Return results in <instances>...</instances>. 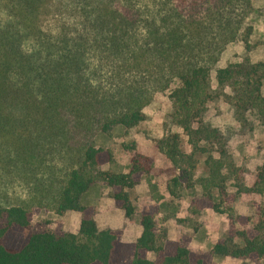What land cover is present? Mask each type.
Returning a JSON list of instances; mask_svg holds the SVG:
<instances>
[{"label": "trees", "instance_id": "16d2710c", "mask_svg": "<svg viewBox=\"0 0 264 264\" xmlns=\"http://www.w3.org/2000/svg\"><path fill=\"white\" fill-rule=\"evenodd\" d=\"M54 1L0 0V163L34 176L38 205L48 203L58 216L80 213V229L34 226L31 206H0V264H210L209 256L261 264L264 203L250 217L224 210L240 168L220 130L205 121L209 104L224 100L240 121L251 115L264 123V60L218 66L228 46L249 47L252 0H69L77 28L47 33L43 17ZM167 91L182 130L160 141L172 166L168 192L176 199L196 188L197 155H204L203 194L191 208L227 215L226 236L209 254L194 253L187 236L170 240L152 204L138 213L134 190L152 174L151 158L136 152L128 173L101 170L113 155L97 147L96 136L136 128L155 95ZM254 177L243 191L264 200V165ZM97 183L110 188L126 218L138 215L143 233L136 243H124L122 230L100 229L96 209L82 205Z\"/></svg>", "mask_w": 264, "mask_h": 264}, {"label": "rangeland", "instance_id": "374dc122", "mask_svg": "<svg viewBox=\"0 0 264 264\" xmlns=\"http://www.w3.org/2000/svg\"><path fill=\"white\" fill-rule=\"evenodd\" d=\"M152 3H156V0H152ZM76 16L77 12L69 0H56L49 4V7L48 5L46 6L43 17V29L47 33L49 28L62 27L68 28L70 32L74 31L77 28L76 20L78 17ZM245 24L247 28H252L249 47L241 42L228 46L224 51L221 62L218 65L219 67L242 62L246 59L252 63L264 60V0H252ZM144 114L145 120L136 128L126 130L122 126H117L110 135L98 134L95 142L97 147L108 150L113 155V161L103 166L126 161L131 163L132 156L137 152L151 158L153 162L152 174L145 176L144 179L151 176L158 185L167 184L168 186L171 177L168 170L172 166L160 148V141L166 139L171 133L182 134V130L173 122L174 107L170 91L157 93L151 104L144 109ZM205 121L220 130L227 149L232 154L236 165L240 168L239 177L244 175L243 182L238 180L239 177H235L228 183V197L223 206L224 210L234 208L235 212L240 215L246 217L255 216V206L258 204L262 205L264 200L256 194H247L243 189L253 186L255 183L254 176L257 174L258 168L264 165V123L251 115H248L247 121H240L237 118L235 109L224 100L209 104ZM183 139V149L190 153L191 147L188 144V138L183 136ZM134 144L136 145L135 151L131 149ZM214 156L219 159L218 154ZM205 158L206 156L204 155H197L199 163L195 177L196 188L194 190L184 188L181 190V197L176 199L171 197L173 205H170L169 209L171 211L169 214L159 216V207L153 204L152 206L158 209L156 220L158 217L157 222L160 229L166 230L168 233L166 225L168 219H177L178 224L188 227V230L186 232L183 230V232L179 233V227L174 226V235L179 234L180 239L183 236L189 237L190 249L194 253L209 254L210 248L214 247V241L221 237L222 231L228 225V219L227 215L215 213L211 209H205L199 214H194L191 208V201L195 197H202L203 194L199 182L201 178L206 177ZM45 169L47 170L46 167L39 169L41 178L44 177ZM244 172L246 173L244 174ZM31 177L34 178L27 172L10 173L0 163V206H31L34 226L42 224L52 230H62L77 234L79 230L75 220L71 221L69 226H66L61 216H58L48 203L42 205L36 203V195L33 193L35 182L30 180ZM25 178H28L27 182ZM204 211L210 213L202 215ZM174 213L179 214L180 217L177 218L176 214L173 215ZM222 216L226 218L227 225H224L225 222ZM114 226L116 227L117 225ZM114 230H122V240L127 243L123 239L124 230ZM194 237L195 240L193 239ZM237 242L242 241L237 240ZM150 258L154 259V255L151 254ZM209 261L210 264H244L240 260L224 259L223 257L221 259V257L215 256H209ZM261 264H264V261Z\"/></svg>", "mask_w": 264, "mask_h": 264}, {"label": "crops", "instance_id": "0c3cea01", "mask_svg": "<svg viewBox=\"0 0 264 264\" xmlns=\"http://www.w3.org/2000/svg\"><path fill=\"white\" fill-rule=\"evenodd\" d=\"M130 168H131V163L129 161H126V162L114 163V165L111 164L108 166H102L101 170L104 172L119 174V173H128ZM110 194H111L110 188L106 187L101 183H97L94 184L90 188V190L82 196L81 203L84 206H92L96 208L97 213L95 219L100 229H105V228L123 229L124 241L131 244L136 243V241L141 237L143 233V227L140 224L138 215L134 216L132 219L126 218L124 212L116 208L115 203L111 198ZM134 194L137 197L136 206L138 213L146 204L157 205L160 210L159 216L164 214H169L171 211L169 208L173 202L168 192L167 184L158 185L151 176L146 177L140 183V185L136 187V189L134 190ZM188 207H189V203H188ZM207 213L210 212L204 211L202 212V215H206ZM175 214L177 218L180 217V215L177 213H174L173 215ZM61 218L63 219V222L66 224V226H69L71 224V221L75 220L78 230L80 229L81 218H82L80 213L68 212L65 215L61 216ZM222 219L225 222L224 225H227L226 218L222 216ZM167 222L168 223H166V225L168 227V237L170 238V240L177 241L180 239L179 234L174 235L173 233L174 226L179 227L178 228L179 233H181V231L183 232V230L184 232L188 230V227L180 226L178 224L177 219L175 220L173 218L168 219ZM114 225L117 226L115 227ZM227 226H225L224 230L222 231L221 237L217 238L214 241V245L219 239H221L227 233L228 231ZM193 239L195 240V237ZM237 244L242 245V242H237ZM212 249L213 248L211 247L209 251H211ZM223 258L229 259L228 257H223Z\"/></svg>", "mask_w": 264, "mask_h": 264}]
</instances>
